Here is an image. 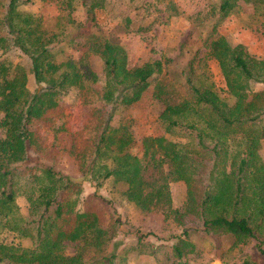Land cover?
I'll list each match as a JSON object with an SVG mask.
<instances>
[{
    "label": "trees",
    "instance_id": "obj_1",
    "mask_svg": "<svg viewBox=\"0 0 264 264\" xmlns=\"http://www.w3.org/2000/svg\"><path fill=\"white\" fill-rule=\"evenodd\" d=\"M43 1L54 2L59 11L47 22L20 8L30 0H8L4 7L0 0V29L5 28L0 31V264H122L114 261L118 243L107 249L121 224L110 201L97 192L107 179L119 183L122 195L142 212H161L165 219L193 214L202 221L203 233L251 238L264 254V160L259 154L264 86L254 90L255 84L264 85V54L213 36L239 2L252 7L247 26L264 31V0L211 5L206 52L196 53L177 71L167 59L130 68L122 44L88 31L106 0ZM78 9L84 13L80 21L73 16ZM98 42L103 89L94 86L97 75L86 51L81 53ZM12 53L23 57L26 67L8 57ZM209 59L217 62L222 77L219 90ZM151 82L164 133L144 136L138 155L132 152L133 121L124 113ZM71 90L89 107L76 131L56 99ZM34 119L58 130V148L30 127ZM30 153L35 163H28ZM63 157L93 184L92 194L83 196L81 184L57 169ZM172 181L185 185L182 208L172 206ZM188 238L185 229L171 236L173 264H187L196 248ZM68 242L78 244L73 254L65 252Z\"/></svg>",
    "mask_w": 264,
    "mask_h": 264
},
{
    "label": "rangeland",
    "instance_id": "obj_2",
    "mask_svg": "<svg viewBox=\"0 0 264 264\" xmlns=\"http://www.w3.org/2000/svg\"><path fill=\"white\" fill-rule=\"evenodd\" d=\"M218 0H106L104 8L95 11V23L91 30L98 35L108 34L125 47L128 67L134 68L144 61L167 59L174 71L180 70L196 53L203 56L206 52L203 40L210 31L212 18L209 15L211 5ZM8 0H2L3 7ZM236 13L228 15L218 25L214 37L224 36L231 44H242L255 55L264 54V31L255 26H247L252 7L239 2ZM20 8L40 16L45 22L59 14L54 2L30 0L22 3ZM81 10L73 12L77 21L82 20ZM116 21L120 23L115 27ZM1 33L5 28L1 26ZM207 39V38H206ZM210 39V38H209ZM101 43H92L83 51L87 53L90 68L96 73L94 86L104 87V65L100 57ZM14 62L26 67L23 57L16 53L9 54ZM207 66L219 90L222 77L214 59L207 61ZM28 86L34 87L29 76ZM263 84H255L254 90L261 89ZM153 82L143 91L139 100L134 102L124 113L132 122L135 141L132 152L141 154V139L146 135L164 133L159 121V103L152 98ZM224 96V93H220ZM58 103L68 116V125L72 131L80 129L87 119L89 107L82 105L77 91H69L56 97ZM30 127L35 129L43 141L59 147L61 137L55 127H46L41 120L34 119ZM169 135V134H166ZM259 154L264 160V139ZM36 157L30 153L28 163H35ZM57 169L82 186V195L88 196L95 190L93 184L83 178L75 162L63 157ZM172 206L182 208L185 200V185L181 181L169 183ZM122 186L113 184L111 179L103 182L97 192L110 201L111 211L120 220L114 240L107 245L111 251L113 244L118 243L114 261L122 264H173L171 236L180 234L182 229L189 233V240L196 246L188 254L187 264H264V254L256 247L255 240L249 238L238 241L228 234H205L202 232V221L195 215L187 213L180 218H164L161 212H142L122 195ZM22 199L18 204L22 205ZM142 236V237H140ZM140 238V239H139ZM76 242H68L65 252L73 254L77 250ZM264 249V244H263Z\"/></svg>",
    "mask_w": 264,
    "mask_h": 264
}]
</instances>
